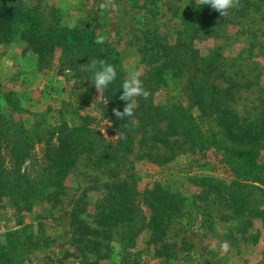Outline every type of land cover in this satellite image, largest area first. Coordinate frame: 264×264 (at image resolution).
Returning a JSON list of instances; mask_svg holds the SVG:
<instances>
[{"label": "trees", "instance_id": "obj_1", "mask_svg": "<svg viewBox=\"0 0 264 264\" xmlns=\"http://www.w3.org/2000/svg\"><path fill=\"white\" fill-rule=\"evenodd\" d=\"M217 13L202 4L198 17L185 21L173 44L157 43L159 50L152 56L159 57L141 75L148 96L136 97L133 116L122 121L112 112L117 107L122 111L126 103L119 99L126 72L116 47L97 44L93 29L59 20L46 23L36 8L22 0H0V43L23 40L38 54L39 71L57 64L66 79L79 80L87 99L100 95L96 105L109 114L115 134V138L104 135L88 115H81L78 123L42 119L27 123L19 98L12 90L5 91V107L0 104V198L22 208L30 207L38 197L57 198L82 155L94 169L113 172L112 163L128 158L140 134L143 143L150 142L152 150L146 153L147 158L156 164L191 155L200 163L213 161L221 166L222 174L193 176V183L225 200L231 221L225 234L233 229L243 236L248 232L257 242L259 230L251 229L258 220L264 224V97L251 120L241 118L232 108L236 82L222 69L220 51L202 52L197 45L212 32ZM93 59H104L117 67V79L107 90L99 92L88 82V63ZM215 79H222L225 85ZM171 81L179 93L174 96L176 100L166 103L158 94ZM37 142L46 144L41 153L32 151ZM184 201L181 192L159 180L141 189L136 180L123 179L106 186L99 200L96 226L74 210L70 223L79 240L97 251L101 245L97 238L107 239L110 230L120 224L126 227L128 242L145 229L150 240L163 242L168 225L183 216ZM32 227L24 225L6 242L0 240V264H20L24 251L40 246L43 234L35 236L29 231Z\"/></svg>", "mask_w": 264, "mask_h": 264}, {"label": "rangeland", "instance_id": "obj_2", "mask_svg": "<svg viewBox=\"0 0 264 264\" xmlns=\"http://www.w3.org/2000/svg\"><path fill=\"white\" fill-rule=\"evenodd\" d=\"M22 1L36 8L46 23L59 20L93 29L103 42L120 51L126 76L130 70L145 74L159 57L152 56L159 50L157 43L173 44L179 29L186 20L198 17L203 4L202 0ZM215 20L212 32L206 39L198 40L197 45L202 52L220 51L222 69L236 82L230 104L241 118L251 120L264 97V0H238L227 15L217 13ZM56 65L39 71L38 54L23 40L0 43L1 106L5 107L4 92L12 90L27 123L34 119L78 123L81 115H88L97 130L115 138L109 114L96 105L100 95L87 99L79 80L66 79ZM214 81L225 85L222 79ZM178 93L171 81L158 96L167 103L176 100ZM140 139L137 134L127 159L112 163L113 172L94 169L82 155L57 198L38 197L28 208L0 198L1 242L27 224L33 225L29 231L35 236L44 237L40 246L23 252L20 264H264V224L258 220L251 229L259 230L257 242L248 232L243 236L233 229L225 234L231 222L225 200L202 190L191 178L205 173L220 175L223 168L213 161L200 163L191 155L156 164L146 156L152 150L150 142ZM45 147L37 142L32 151L41 153ZM123 179L136 180L141 189L159 180L165 187L181 192L185 196L184 214L168 225L163 242L150 240L146 229L128 242L126 227L120 224L110 230L107 239L97 238L101 242L99 251L90 249L74 233L71 213L76 211L96 226L99 200L106 186ZM165 242L167 245H163Z\"/></svg>", "mask_w": 264, "mask_h": 264}, {"label": "clouds", "instance_id": "obj_3", "mask_svg": "<svg viewBox=\"0 0 264 264\" xmlns=\"http://www.w3.org/2000/svg\"><path fill=\"white\" fill-rule=\"evenodd\" d=\"M202 2L204 6H210L211 9L219 12L221 16H225L228 10L237 5L238 0H202ZM96 43L102 44L103 37H98ZM88 71L91 73V79L88 82L99 92L107 90L118 76L117 67L104 59H93L88 63ZM120 89H122V92L119 99L126 103L122 111L117 107L113 108L112 112L116 119L124 121L134 114L136 108L135 98L138 96L146 98L148 93L143 87L141 73L137 70L128 71L126 78L120 84Z\"/></svg>", "mask_w": 264, "mask_h": 264}]
</instances>
